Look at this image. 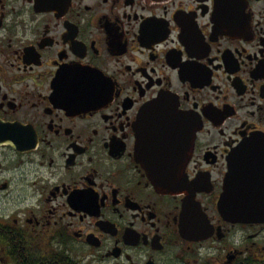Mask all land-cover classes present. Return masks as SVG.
I'll return each mask as SVG.
<instances>
[{
	"label": "flooded vegetation",
	"instance_id": "obj_1",
	"mask_svg": "<svg viewBox=\"0 0 264 264\" xmlns=\"http://www.w3.org/2000/svg\"><path fill=\"white\" fill-rule=\"evenodd\" d=\"M161 100L198 129L179 195L136 161ZM253 140L264 0H0V264H264L218 212Z\"/></svg>",
	"mask_w": 264,
	"mask_h": 264
},
{
	"label": "water",
	"instance_id": "obj_2",
	"mask_svg": "<svg viewBox=\"0 0 264 264\" xmlns=\"http://www.w3.org/2000/svg\"><path fill=\"white\" fill-rule=\"evenodd\" d=\"M179 113L169 100H161L144 110L136 126V161L165 195L186 190L185 170L198 131L193 126L180 130L186 120ZM230 159L219 213L233 224L264 223V144L253 140Z\"/></svg>",
	"mask_w": 264,
	"mask_h": 264
}]
</instances>
